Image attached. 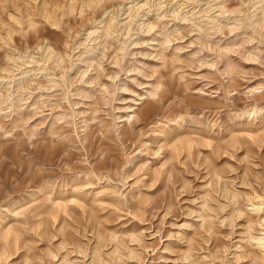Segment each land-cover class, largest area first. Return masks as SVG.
Listing matches in <instances>:
<instances>
[{
    "label": "rangeland",
    "instance_id": "rangeland-1",
    "mask_svg": "<svg viewBox=\"0 0 264 264\" xmlns=\"http://www.w3.org/2000/svg\"><path fill=\"white\" fill-rule=\"evenodd\" d=\"M260 8L0 0V264H264Z\"/></svg>",
    "mask_w": 264,
    "mask_h": 264
},
{
    "label": "bare ground",
    "instance_id": "bare-ground-1",
    "mask_svg": "<svg viewBox=\"0 0 264 264\" xmlns=\"http://www.w3.org/2000/svg\"><path fill=\"white\" fill-rule=\"evenodd\" d=\"M216 1V0H215ZM255 1H257V5H261V4H263L264 3V0H255ZM133 4L134 3H136L135 1L134 2H132ZM244 3H246V2H244ZM184 4V3H183ZM205 5H207V6H209V8L207 9V10H205L204 12H203V15H202V17H200V19H205L204 21H210L211 23H214V28L216 27H219L220 26V23H221V19L222 18H225L226 17V15L225 14H229V15H232V13H233V11L232 12H230L229 10H227L226 8H224L222 5L219 7L220 8V10H223L224 9V11L223 12H221L220 14H218L216 17H214L215 15V13H214V11H216V9L217 8H214L213 6L214 5H212V2H207ZM245 5V4H244ZM138 6V5H137ZM137 6H134V5H132L131 7H129L128 9H126V10H130V9H132V8H135L136 9V7ZM147 6V4H144V5H142V6H139L138 7V10L139 9H141V8H144V7H146ZM261 9V11H260V14H262V15H264V8H260ZM219 10V11H220ZM258 10V9H257ZM201 11V10H200ZM219 11H217V12H219ZM133 12V11H132ZM136 13V12H135ZM201 13V12H200ZM197 13H195V15H196ZM110 15V14H109ZM191 16H193L194 17V14L193 15H191ZM227 17H229V16H227ZM189 19V18H188ZM112 22V21H111ZM102 23H103V21L102 22H100L98 25H102ZM112 24V23H111ZM234 25H236V24H234ZM130 26V25H129ZM141 26V25H140ZM97 26H95V27H93L92 29H90V30H88V33L86 34L87 36H89V38H92V37H94L95 36V34L97 33ZM127 30L129 29V27H127L126 28ZM99 32V31H98ZM92 41H93V39H92ZM50 48H47V47H42V46H40V48H39V50H42L43 52H46V51H48ZM50 54V53H49ZM22 58V57H21ZM38 59V58H37ZM28 62V61H27ZM26 62V63H27ZM29 63V62H28ZM27 63V64H28ZM32 64V63H31ZM25 75V74H24ZM23 80V79H22ZM54 80V79H53ZM251 116L250 115H247L246 117H245V120H247V119H249ZM254 200L255 201H259V202H261L260 204H256V203H254ZM263 202H264V197H262V196H260V195H258V194H256L255 195V197H254V199H253V203H252V207H254V210H257V213H258V215H260V213H262L263 212ZM264 217V216H263ZM263 223H264V219H263ZM256 240H257V244H258V246L263 250V252H264V230H263V232L256 238Z\"/></svg>",
    "mask_w": 264,
    "mask_h": 264
}]
</instances>
